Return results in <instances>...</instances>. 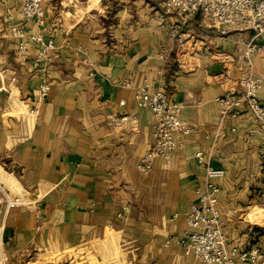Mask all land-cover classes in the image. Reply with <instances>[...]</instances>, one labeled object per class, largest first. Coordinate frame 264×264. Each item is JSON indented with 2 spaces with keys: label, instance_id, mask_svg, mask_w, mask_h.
I'll return each mask as SVG.
<instances>
[{
  "label": "crops",
  "instance_id": "0c3cea01",
  "mask_svg": "<svg viewBox=\"0 0 264 264\" xmlns=\"http://www.w3.org/2000/svg\"><path fill=\"white\" fill-rule=\"evenodd\" d=\"M22 1L0 0V187L22 202L7 210L0 191V264L72 253L109 264H201L178 243L205 183L198 151L225 172L219 209L230 245L260 249L264 128L245 106L222 119L216 99L241 91L242 77L264 82V34L223 33L192 19L183 32L195 50L180 60L169 26L181 18L157 23L166 0H43V24L20 20ZM9 10L29 34L54 39L51 64L33 67L34 44L20 60ZM146 82L167 86L192 129L171 164L156 159L150 173L138 164L152 145L155 118L134 98ZM258 99L264 107V86ZM113 113L129 118L121 129L108 119Z\"/></svg>",
  "mask_w": 264,
  "mask_h": 264
},
{
  "label": "built area",
  "instance_id": "2783aa9c",
  "mask_svg": "<svg viewBox=\"0 0 264 264\" xmlns=\"http://www.w3.org/2000/svg\"><path fill=\"white\" fill-rule=\"evenodd\" d=\"M170 14H176L181 18L169 26V33L176 41L180 60H184L187 54L183 30L187 21L192 19L200 18L203 24L221 28L223 33L247 30L254 32L255 38L264 34V0H166L157 23L166 25V15ZM18 16L26 23L35 21L43 24L46 17L43 0H23ZM13 20V13L9 10L6 21L10 22L9 34L17 43L20 60L22 62L28 60L29 45L34 44L38 52L33 60V67L39 70L51 64L57 51L54 39L43 34H29ZM5 26L6 22L0 20V31ZM190 49L194 51L195 46ZM251 50L254 48L250 47L249 51ZM237 83L238 87L242 88L241 91L237 89L229 91L216 99L221 118L227 116L236 118L241 108L245 106L264 128V107L258 99V92L264 86V82L253 76H246ZM50 90V82L43 77L40 85L41 97L47 98ZM134 98L139 108L149 110L155 118L152 145L138 164L141 172L150 173L156 159L171 164L174 154L183 146V139L192 134V129L181 120L179 106L170 102L165 84L161 83L157 88H153L146 82L135 89ZM120 105L124 106V102ZM35 112L31 110L34 115ZM108 119L115 129H121L129 120L127 116L116 113L109 114ZM235 132L236 130L232 129L229 133ZM227 135L228 133H219L223 138ZM195 159L197 165L204 170L205 183L203 188L196 190L198 201L191 206L185 219L188 230L178 240L184 255L196 259L201 264H258L262 259L259 248L244 250L232 247L224 232L225 222L219 209L221 188L218 184L225 176L224 170L213 166L204 151H198ZM0 191L7 210L22 205L20 198H11L1 187ZM118 217L123 222L127 220L125 212L120 213Z\"/></svg>",
  "mask_w": 264,
  "mask_h": 264
},
{
  "label": "rangeland",
  "instance_id": "374dc122",
  "mask_svg": "<svg viewBox=\"0 0 264 264\" xmlns=\"http://www.w3.org/2000/svg\"><path fill=\"white\" fill-rule=\"evenodd\" d=\"M187 49H190V44L186 47ZM260 251L262 254V259L258 264H264V243L260 245ZM21 264H109V263H98L94 259H89L87 257H84L83 255H77V254H70L66 255L63 258H59L58 261L54 260L53 262L46 261L42 263H37L34 260L32 262H22Z\"/></svg>",
  "mask_w": 264,
  "mask_h": 264
}]
</instances>
